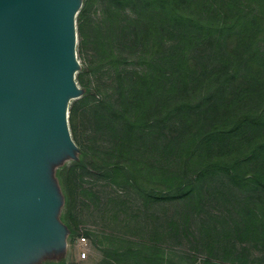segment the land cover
I'll return each mask as SVG.
<instances>
[{
  "label": "trees",
  "instance_id": "trees-1",
  "mask_svg": "<svg viewBox=\"0 0 264 264\" xmlns=\"http://www.w3.org/2000/svg\"><path fill=\"white\" fill-rule=\"evenodd\" d=\"M78 11L80 53L93 45L97 83L80 88L71 118L80 104L104 150L76 146L75 165L152 203L160 234L193 246L200 226L215 223L201 236L210 254L264 264V0H81ZM65 170L51 177L73 241L71 211L61 212L71 206ZM213 200L228 219L204 217ZM141 243L125 257L177 263L178 254Z\"/></svg>",
  "mask_w": 264,
  "mask_h": 264
},
{
  "label": "water",
  "instance_id": "water-1",
  "mask_svg": "<svg viewBox=\"0 0 264 264\" xmlns=\"http://www.w3.org/2000/svg\"><path fill=\"white\" fill-rule=\"evenodd\" d=\"M81 0H0V264L67 245L49 163L73 156Z\"/></svg>",
  "mask_w": 264,
  "mask_h": 264
},
{
  "label": "rangeland",
  "instance_id": "rangeland-1",
  "mask_svg": "<svg viewBox=\"0 0 264 264\" xmlns=\"http://www.w3.org/2000/svg\"><path fill=\"white\" fill-rule=\"evenodd\" d=\"M90 7L92 16L101 9L99 2L91 3ZM78 16L79 13L76 15V29L79 24ZM88 26L92 27V24ZM88 33L91 37L93 36L90 28H88ZM80 44L81 40L77 30L76 56L80 69L76 70L74 79L79 88H82L84 84L94 87L97 83V62L94 57L95 53L92 51L93 45L89 43L85 48L88 53L81 55ZM82 73L83 81L80 78ZM82 96L69 101L68 121L72 139L78 147L85 146L88 150L91 148L104 150L102 138L96 140L92 136L93 128L89 123V114L80 104L76 107L77 118L74 122L71 118V107ZM63 167H65L69 178L71 206L64 205L61 212L67 215L68 211H71L68 215L70 216L69 223L76 230L73 241H71L68 232L65 235L68 243L64 247L66 264H136L137 258L133 256L131 259L127 258L125 252L129 247L135 248L136 243L139 242H142L141 244L156 243L170 254H178L179 257L172 254L176 264H202L207 258L218 263L232 264L230 261H225L219 253L210 254L203 245L205 242L202 241L201 236L204 237L206 231L210 232L209 228H214L215 223L208 225L207 222H204L200 226L199 239L192 246L185 239L182 242L174 235L160 234L164 229L160 226L162 219H158L155 210L159 209L153 207L152 203L138 199L134 192L113 185L100 174L92 172L91 169L75 165V161L67 154L49 163L50 174L58 168L63 169ZM211 204L214 207L212 210L207 208L209 213H204V217H207L208 214L214 215L213 212H215L219 216L226 214V219H228L229 214L220 206L221 204L215 200ZM163 218L166 219V215ZM204 219L209 220V218ZM226 219L223 220V225L227 224ZM219 220L216 222L218 223ZM201 221L198 219L197 224L200 225ZM217 226L222 227L220 222ZM83 237L86 238V241L80 243L79 240H82ZM74 242L79 243L76 245ZM134 244L135 246H133ZM82 251L87 253L84 258L81 255ZM60 252L61 243L48 248H40L25 260L14 264H42L41 261L44 257L54 260V264H62Z\"/></svg>",
  "mask_w": 264,
  "mask_h": 264
},
{
  "label": "built area",
  "instance_id": "built-area-1",
  "mask_svg": "<svg viewBox=\"0 0 264 264\" xmlns=\"http://www.w3.org/2000/svg\"><path fill=\"white\" fill-rule=\"evenodd\" d=\"M79 241H80V243H81L82 241H86V238H85V237H83V238H82V240H79ZM78 243H79V242H77V243H76V242H74V244H76V245H77ZM67 244H68V243H67ZM81 255H82V257L84 258V257H86V256H87V253H86L85 251H82V254H81Z\"/></svg>",
  "mask_w": 264,
  "mask_h": 264
}]
</instances>
